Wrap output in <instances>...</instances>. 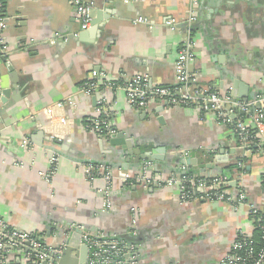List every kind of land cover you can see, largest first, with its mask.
Instances as JSON below:
<instances>
[{
    "label": "crops",
    "instance_id": "obj_1",
    "mask_svg": "<svg viewBox=\"0 0 264 264\" xmlns=\"http://www.w3.org/2000/svg\"><path fill=\"white\" fill-rule=\"evenodd\" d=\"M71 1L5 3L9 27L3 37L11 52L6 60L0 56V89L12 88L15 74L18 89L13 91L21 99L0 115V217L17 229L39 234L54 247L62 244L60 230L76 224L131 243L144 255L143 264H221L239 235L253 236L250 207L264 209V158L237 148L233 131L221 125L215 114L201 115L182 107L164 112L159 102L141 112L120 90L78 93L94 72L120 80L146 75L152 86H174V64L184 30L171 31L165 22H184L189 0H90L95 4L93 22L102 16L93 36L92 26L82 32ZM200 2L198 21L191 28L196 61L189 67L197 84L225 92L239 80L251 92L264 94V0ZM140 18L152 25H138ZM85 34L82 42L67 40L69 35ZM68 97H76L77 106L56 113L69 120L68 125L43 115L46 108ZM104 98L116 131L127 138L163 145L174 158L186 150L192 159L205 161L197 164L198 173L220 155L221 170L233 165L244 168L229 178L237 182L229 193L235 196L241 190L246 204L199 198L183 204L177 187L122 188L121 177L132 173L108 166L116 179L112 208L105 211V180H89L84 170L87 164L104 166L109 158L112 161L100 137L85 128L103 117L99 102ZM244 122L264 144V125L257 129L250 115ZM25 140H30L32 150L23 146ZM57 140L68 144L64 152L68 158L57 156V173L47 183L40 173L49 167L50 148H59L53 146ZM168 171L165 168L161 175L171 177ZM202 175L219 173L208 170Z\"/></svg>",
    "mask_w": 264,
    "mask_h": 264
},
{
    "label": "built area",
    "instance_id": "obj_2",
    "mask_svg": "<svg viewBox=\"0 0 264 264\" xmlns=\"http://www.w3.org/2000/svg\"><path fill=\"white\" fill-rule=\"evenodd\" d=\"M6 0H0V56L7 57L11 52L3 33L9 27V18L5 14ZM74 10L76 11L81 30L87 31L93 23L94 2L90 0H72ZM200 0H189V10L187 19L179 22L175 19H168L165 23L171 31H179L181 25H186L183 38L179 46V52L174 64L176 84L174 86H152L146 75H136L127 80L111 79L100 73H93L92 77L85 82L78 93L90 96L103 90L123 91L126 94L128 103L138 111L145 112L153 103L159 102L163 105L164 112L172 107L192 108L199 114H215L221 125L229 127L234 134L235 141L239 142L240 150L252 152L253 141L258 139L257 133L251 136V129L245 125L246 115L252 116V120L257 129L264 125V94H259L254 100L245 103L233 97L231 90L217 92L211 89H205L197 84L196 79L190 73L189 67L196 61V43L193 38L191 28L198 21V8ZM138 25L151 26L152 21L147 18L137 20ZM74 109L77 106L76 97H68L63 102L46 108L43 115L51 121L59 119L61 125H68L69 120L64 116H57L66 107ZM102 112V118L92 120L86 125V130L100 137L115 135L117 133L114 123L110 120L108 99L104 98L99 102ZM24 147L30 146V140H25ZM257 155L264 158V144L258 139L256 144ZM180 157L191 158L186 150L177 152ZM58 155L51 153L49 155V167L40 176L47 183L50 182L57 173ZM190 166L184 164L180 167L178 174H173L169 178L161 174L151 173L155 171L154 164L147 162L138 173L125 174L121 177L122 188L128 186L140 185L146 190L150 188H174L179 189L180 201L187 204L196 198L205 202H228L233 205L246 204V194L239 191L235 196L230 195L232 180L226 176H204L202 174L188 176ZM85 173L89 180L102 177L105 180L106 187L104 193V210L112 208V192L114 190L115 176L113 170L105 166H93L87 164L84 166ZM134 174V175H133ZM264 176V175H263ZM250 207V206H249ZM256 210L250 207V213ZM254 224V221L251 220ZM58 236L62 237V244L58 247L45 243L42 236L25 230L17 229L0 217V264H56L68 247L73 234L81 235V242L87 246L89 257L86 264H127L130 256L136 253L137 247L128 246L115 236H109L105 233H92L86 230L85 226L69 225L66 231H62ZM264 239V232H263ZM252 237L239 235L232 244L230 250L225 255L221 264H264V248L255 254L249 243ZM249 245V246H248ZM249 248V249H246ZM246 249L244 254L242 251ZM75 256V253L74 255ZM133 256L130 260H135Z\"/></svg>",
    "mask_w": 264,
    "mask_h": 264
},
{
    "label": "water",
    "instance_id": "obj_3",
    "mask_svg": "<svg viewBox=\"0 0 264 264\" xmlns=\"http://www.w3.org/2000/svg\"><path fill=\"white\" fill-rule=\"evenodd\" d=\"M201 1V0H200ZM201 3V2H200ZM199 16V15H198ZM102 16L100 15L97 20L92 23V30L91 35H96L99 31V28L102 24ZM196 26V25H195ZM194 26V27H195ZM180 28L182 30L186 29V25H181ZM85 32V31H82ZM86 34L83 36H79L76 38L75 35H69L67 38L68 42H72L73 40H79L82 42L85 38ZM4 60L7 58L4 57ZM191 65L190 67H192ZM13 71L12 68H10ZM13 87L9 89H0V104L4 105V108H0V115L7 111L11 106L15 105L18 100L21 99V96L17 93L18 89V80L16 79L15 74H13ZM234 98L238 100H242L245 103H248L250 100H254L257 95L261 94V92H251L250 87L245 85L244 83L240 82L239 80H235L233 86L229 88ZM224 90V91H228ZM146 113H144L145 116ZM159 122H163V118H159ZM41 136V135H39ZM103 144L107 147V156L108 158L111 157L112 161L109 158V161L104 163L105 167H112L114 169H119L126 172H133L138 173L141 168L147 163L152 162L154 164L155 172L157 174H161L165 168L170 169L168 171L169 174H178L180 173V167L184 164L196 168L197 164L199 163L198 160L187 158L184 159L180 156H168L169 150L163 145H149L147 142H136L132 138H127L123 132H117L115 135H111L108 137H104L102 140ZM53 146H58L59 148H50L52 153L56 155H60L64 158H68L64 154L68 150V144H65L63 141H54ZM144 147L145 151L142 150ZM113 149H117L113 151ZM176 151V148L173 149ZM120 159L119 162H114L115 159ZM176 160V166L173 167V164ZM224 160L221 155L215 157L213 162L208 163L205 168L200 170L199 173L205 174L208 170L213 172L216 171L219 175L223 174V170L218 168L217 165L222 163ZM204 160L202 159L199 164L204 165ZM227 174V172L225 173ZM232 188L237 187V182H232ZM112 192V196H113ZM104 198V193H103ZM50 229V227H47ZM49 231V230H48ZM61 237V236H59ZM62 238V237H61ZM75 242V245L73 244ZM123 242V241H122ZM125 243V242H124ZM68 247L65 250L64 254L60 259H57L56 264H86L89 257V250L87 246L83 245L81 242V235L80 234H73L70 241H68ZM128 246H131V243H125ZM75 253V256H73ZM137 256L135 260H130L131 257ZM126 259H129L127 264H143V260L145 259L144 255L141 253L140 249L137 248L135 254L126 256Z\"/></svg>",
    "mask_w": 264,
    "mask_h": 264
},
{
    "label": "trees",
    "instance_id": "obj_4",
    "mask_svg": "<svg viewBox=\"0 0 264 264\" xmlns=\"http://www.w3.org/2000/svg\"><path fill=\"white\" fill-rule=\"evenodd\" d=\"M89 125V123L87 124ZM256 132L251 131V136H255ZM253 141V147H252V151L254 154L257 153V147L256 144H258V139H254ZM236 147H240L239 142H236ZM243 160V162L247 161L246 158H242L241 161ZM92 165V164H91ZM93 166H99V165H93ZM239 171V172H244L246 171L244 168L239 167L238 165L236 166H229L227 167L224 171L222 175H217V176H226L228 178H233L234 177V171ZM227 172V174H225ZM188 176H195V175H199V173L196 171L195 168H190L189 173L187 174ZM263 184H264V176H263ZM127 189H131V186H128ZM232 189V188H230ZM235 190V189H234ZM240 190V189H237ZM241 191V190H240ZM250 219L254 221V226H255V230L252 236V241L249 243L250 247H252L251 249L255 251V254L260 252V250H262L264 248V239H263V232H264V209L263 210H253L250 213ZM248 245V246H249ZM249 249V248H246ZM246 249H244L242 251L241 254H244Z\"/></svg>",
    "mask_w": 264,
    "mask_h": 264
}]
</instances>
